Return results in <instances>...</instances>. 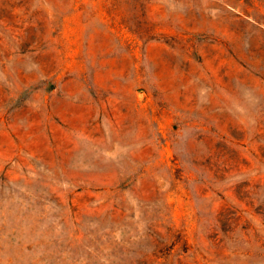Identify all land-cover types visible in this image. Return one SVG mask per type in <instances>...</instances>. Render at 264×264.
Segmentation results:
<instances>
[{"label": "rangeland", "instance_id": "374dc122", "mask_svg": "<svg viewBox=\"0 0 264 264\" xmlns=\"http://www.w3.org/2000/svg\"><path fill=\"white\" fill-rule=\"evenodd\" d=\"M0 264H264V0H0Z\"/></svg>", "mask_w": 264, "mask_h": 264}]
</instances>
